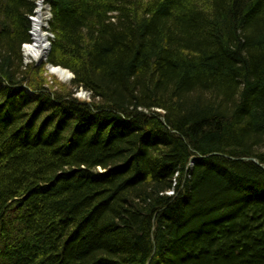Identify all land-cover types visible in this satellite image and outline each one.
Returning a JSON list of instances; mask_svg holds the SVG:
<instances>
[{
	"label": "trees",
	"instance_id": "16d2710c",
	"mask_svg": "<svg viewBox=\"0 0 264 264\" xmlns=\"http://www.w3.org/2000/svg\"><path fill=\"white\" fill-rule=\"evenodd\" d=\"M48 2L39 66L0 0V264H264V0Z\"/></svg>",
	"mask_w": 264,
	"mask_h": 264
},
{
	"label": "bare ground",
	"instance_id": "6f19581e",
	"mask_svg": "<svg viewBox=\"0 0 264 264\" xmlns=\"http://www.w3.org/2000/svg\"><path fill=\"white\" fill-rule=\"evenodd\" d=\"M36 2L38 3L37 11L34 15L35 19L32 20V28L30 31L31 42L24 48V57L28 63H39L44 60L49 53V44L54 39V33L48 30V23L51 21V17L46 0H36ZM49 72L64 80L69 79L73 75L71 70H62V68H58L56 65ZM203 157V155H192L188 163V174L192 172L191 170L194 164L196 165L202 162ZM1 230L0 243L2 245L3 243L6 244L1 240L4 238L2 233L8 232L9 229L5 227Z\"/></svg>",
	"mask_w": 264,
	"mask_h": 264
},
{
	"label": "rangeland",
	"instance_id": "374dc122",
	"mask_svg": "<svg viewBox=\"0 0 264 264\" xmlns=\"http://www.w3.org/2000/svg\"><path fill=\"white\" fill-rule=\"evenodd\" d=\"M49 26V25H48ZM25 62H26V60H25ZM26 63H28V62H26ZM28 64H35V63H28ZM41 64H39V66H40ZM64 69V68H63ZM50 69L48 68V67H46L45 68V76H46V81H47V83H48V86H50V87H53V88H55V90L57 89V90H59V89H61V88H69L68 86L70 85V83H71V81H72V79H66V80H64V79H61V78H59V77H57V76H54V75H52V74H50ZM81 91V90H80ZM83 91H86V90H83ZM88 94L87 95H85L84 96V93L82 94V100H84V101H88V102H90L91 101V99H92V97H91V93L90 92H88V91H86ZM81 93V92H80ZM79 94V93H78ZM79 96V95H78Z\"/></svg>",
	"mask_w": 264,
	"mask_h": 264
},
{
	"label": "water",
	"instance_id": "95a60500",
	"mask_svg": "<svg viewBox=\"0 0 264 264\" xmlns=\"http://www.w3.org/2000/svg\"><path fill=\"white\" fill-rule=\"evenodd\" d=\"M49 9H50V6H49ZM50 17L52 18V14H50ZM50 47H51V44H49V52H50ZM48 55H49V53H48ZM48 55H47V57H48ZM47 57L45 58V60L47 59ZM42 62L43 61H40L38 64H41ZM58 68H60V67H58ZM49 69L50 70L54 69V66H52V65L49 66ZM252 160L256 162V160L254 158H252Z\"/></svg>",
	"mask_w": 264,
	"mask_h": 264
}]
</instances>
